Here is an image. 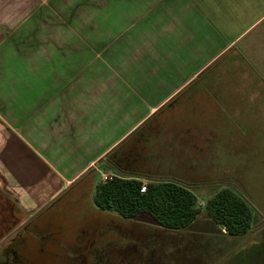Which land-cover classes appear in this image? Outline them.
<instances>
[{"label":"crops","instance_id":"0c3cea01","mask_svg":"<svg viewBox=\"0 0 264 264\" xmlns=\"http://www.w3.org/2000/svg\"><path fill=\"white\" fill-rule=\"evenodd\" d=\"M258 129L264 0H0L1 230L16 223L4 211L28 218L91 170L207 176L192 159L178 168V148L210 158ZM146 139L164 142L140 150ZM140 216L110 219L129 260L222 231L210 217L166 232Z\"/></svg>","mask_w":264,"mask_h":264},{"label":"rangeland","instance_id":"374dc122","mask_svg":"<svg viewBox=\"0 0 264 264\" xmlns=\"http://www.w3.org/2000/svg\"><path fill=\"white\" fill-rule=\"evenodd\" d=\"M228 132L231 136L234 133L233 130ZM157 140L160 145L162 141ZM213 148V155H210V158L202 157L200 151H195L194 147L191 152H188V147H180L177 150L182 151V154H189L181 156L182 160L175 163L178 168L184 166L183 168L190 169L189 163L192 159V170H197V174L202 173L207 176L199 175L188 179L178 177L175 172L172 173L194 184L193 191L198 196V206L202 211L201 222L209 219L206 211L207 200L226 186L244 191L254 208V220L253 227L247 235L223 239L221 245L224 249L221 252L216 251V254L207 260L203 258L201 262L205 264H264V129L254 130L249 136L245 135L240 138L236 136L234 139L229 137ZM206 167H208L207 172ZM202 170L204 172H201ZM162 173L158 175L160 178L169 177L163 176ZM153 176L156 177V175ZM88 179L95 184L98 183L100 172L94 171ZM89 180L82 181L76 185V188L63 194L59 200L35 218L24 231L26 233L32 231L38 242H49L50 248L56 252L50 259L51 264H62L60 263L61 255H65L67 259H74V263L69 262V264H127L126 228L123 223L116 224L109 220L117 217L114 214L108 217L100 214L101 211L93 202L92 188H86ZM11 212L4 211L3 215L9 219L8 222L13 220L16 223L3 227V231L0 229L3 234V236L0 235V240L17 228L18 224L23 223L28 216L23 213L19 218L13 217L14 214ZM143 215L140 217L147 216L156 223L148 214ZM37 229H39L38 232H35ZM214 241L216 242L217 238ZM225 250L227 253L224 252ZM222 253L226 254L220 260L221 255L223 257ZM43 261L45 264V259ZM164 264L168 262L165 261ZM191 264H199V262L193 261Z\"/></svg>","mask_w":264,"mask_h":264},{"label":"trees","instance_id":"16d2710c","mask_svg":"<svg viewBox=\"0 0 264 264\" xmlns=\"http://www.w3.org/2000/svg\"><path fill=\"white\" fill-rule=\"evenodd\" d=\"M154 118L151 117L150 120ZM251 133L252 131H247V136ZM133 135L129 137V140ZM157 144V140H141L139 149L155 150L152 145ZM109 159L110 155H107L105 161L109 162ZM92 172V170L89 171L88 175L77 184L89 180ZM144 180L148 182L146 192L142 193ZM87 187L92 188L93 202L101 211V215L108 217L113 213L123 220H129L141 214H148L166 232H179L188 228L202 212L198 206V196L193 191L194 184L178 177H147L129 172V177L120 175L106 182L100 180L96 184L89 180ZM206 211L212 221L222 231H226L225 233L221 231L214 237L183 238L175 247L171 248L168 245L164 250L161 246L157 250H151L143 257V260H140L138 256L129 260V250L125 246L127 264H164L165 261L168 264H191L193 261L205 264L201 262L203 258L207 260L213 254L215 255L216 251L221 252L224 249L221 245L223 239L243 237L253 227L254 208L244 191L236 187H222L213 194L207 200ZM2 231L0 230L1 236H3ZM224 252L227 253V250ZM225 254L223 257L221 255L220 260Z\"/></svg>","mask_w":264,"mask_h":264},{"label":"flooded vegetation","instance_id":"af4514ba","mask_svg":"<svg viewBox=\"0 0 264 264\" xmlns=\"http://www.w3.org/2000/svg\"><path fill=\"white\" fill-rule=\"evenodd\" d=\"M30 224L31 222L1 246L0 264H44L43 259H45V264H51L50 259L56 253L55 250L50 248L49 242L36 241V236L32 231L31 233L24 232ZM38 230L35 232H38ZM61 256L60 263H74L73 258L67 259L65 255Z\"/></svg>","mask_w":264,"mask_h":264},{"label":"water","instance_id":"95a60500","mask_svg":"<svg viewBox=\"0 0 264 264\" xmlns=\"http://www.w3.org/2000/svg\"><path fill=\"white\" fill-rule=\"evenodd\" d=\"M87 172H85L84 174H82L80 177H78L75 181H73L71 183V186L73 184H75L76 182H78L80 179H82V177H84L86 175ZM68 188V187H67ZM66 189V188H65ZM64 189V190H65ZM64 190L57 195L52 201H50L48 204H46L42 209L38 210L36 213L32 214L30 217H28L22 224H20L17 228H15L11 233H9L5 238H3L0 241V248L1 246L4 245L5 242H7L8 240H10L14 235H16L18 232H20L23 228H25L30 222H32L35 218H37L42 212H44L60 195H62V193L64 192Z\"/></svg>","mask_w":264,"mask_h":264},{"label":"built area","instance_id":"2783aa9c","mask_svg":"<svg viewBox=\"0 0 264 264\" xmlns=\"http://www.w3.org/2000/svg\"><path fill=\"white\" fill-rule=\"evenodd\" d=\"M120 175L117 172L114 171H107V172H102L100 175V179L101 181H109L112 180L115 177H119ZM146 188H147V181H143V186L141 188V192L145 193L146 192ZM224 232H226L225 230H223Z\"/></svg>","mask_w":264,"mask_h":264}]
</instances>
